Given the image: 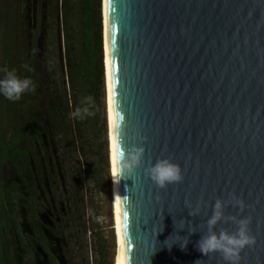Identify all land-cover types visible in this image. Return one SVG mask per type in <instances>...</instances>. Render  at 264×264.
I'll use <instances>...</instances> for the list:
<instances>
[{"label":"water","instance_id":"obj_1","mask_svg":"<svg viewBox=\"0 0 264 264\" xmlns=\"http://www.w3.org/2000/svg\"><path fill=\"white\" fill-rule=\"evenodd\" d=\"M102 28L111 169L116 126L146 137L125 140L145 148L136 175L113 179L118 264H224L196 244L230 192L251 205L238 218L251 216L256 238L240 264H264V0H102ZM166 157L183 181L160 190L143 169ZM172 235L186 248L169 250Z\"/></svg>","mask_w":264,"mask_h":264},{"label":"trees","instance_id":"obj_2","mask_svg":"<svg viewBox=\"0 0 264 264\" xmlns=\"http://www.w3.org/2000/svg\"><path fill=\"white\" fill-rule=\"evenodd\" d=\"M20 14L19 10L18 16ZM4 21L2 38L8 54L14 29H11L8 18ZM102 31V0H40V65L30 63L28 66L32 71L24 68L21 77L31 76L36 87H40V144L43 146L40 169L46 179L45 187L50 188L54 199L57 192L62 193L57 187L60 186L58 177L63 176L64 167L60 155H57L59 161L56 162L52 150L48 148L49 143L52 142L63 152L75 150L84 171L93 179L98 175L102 162L107 169L106 153L103 154L104 161L101 160L102 147L96 145L101 132H105L102 112L105 91ZM5 67L3 63L2 69ZM86 97L92 99L91 110L94 114L84 120L73 121L69 118V112L82 106ZM1 102L7 107L12 103L0 96V105ZM0 138L5 141L6 133H2ZM71 202L74 203L73 200ZM57 234V231L52 234L46 232L48 240L45 241L43 253H40V262L36 264H65V251L60 246L61 237H57Z\"/></svg>","mask_w":264,"mask_h":264},{"label":"flooded vegetation","instance_id":"obj_3","mask_svg":"<svg viewBox=\"0 0 264 264\" xmlns=\"http://www.w3.org/2000/svg\"><path fill=\"white\" fill-rule=\"evenodd\" d=\"M26 3L25 15L18 16V44L21 45L24 35V48L11 58L13 63L17 61L18 75L24 71V65L33 62L40 65V0H26ZM2 105L3 102L0 135L5 132L6 139L0 138V264H36L48 240L46 232L57 231V237L64 241L62 232L75 224L76 218L71 213L73 197L64 196L66 190L61 175L57 189L62 193L57 192L56 199L50 188L45 187L46 179L40 169L43 146L40 144L39 101L28 93L10 107L2 108ZM6 109L9 111L5 112ZM48 148L58 162L55 145L51 142ZM67 236L70 241V230ZM64 245L67 247V240ZM49 253L52 255L51 251Z\"/></svg>","mask_w":264,"mask_h":264},{"label":"clouds","instance_id":"obj_4","mask_svg":"<svg viewBox=\"0 0 264 264\" xmlns=\"http://www.w3.org/2000/svg\"><path fill=\"white\" fill-rule=\"evenodd\" d=\"M26 71L31 72L32 69L28 65H24ZM4 75L0 78V96L5 100L16 103L21 101L22 97L28 93H33L36 90V83L31 76L21 77L17 74L16 69H2ZM93 103L91 97H86L82 102V106L75 107L69 112V118L73 121H81L86 117L92 116L94 113L91 110ZM116 126L113 131V152H112V177L115 183H118L120 178L127 180L136 175V170L141 167L145 148L137 146L135 143L129 145L125 140L131 134L133 140L139 139L141 144L146 143V137L140 136L135 129ZM143 175L148 178L152 184L160 190L167 188L169 185L177 184L183 181L181 167L174 163L171 158H158L154 163L149 162L147 167L143 169ZM235 207L237 215H225V209ZM188 215L195 217L200 212V205L195 208L187 206ZM251 208V205H246L245 202L234 193H228L226 199H215L212 204L211 215L204 222V233L197 241V250L205 257L212 254H219L224 264H240L241 252L246 247H252L256 244V238L250 234L249 225L251 216L245 215L238 218L239 213L245 208ZM163 220V219H162ZM158 232L163 231V224ZM228 222L235 225L236 230L229 232L226 229H220L218 232L214 230L218 223ZM176 233L185 230V221L174 220ZM156 232V234L158 233ZM194 232L191 223L187 224L188 236ZM155 234V237H156ZM188 236L181 237L176 235L170 236L165 245L171 249L173 245H178L181 250L185 249L189 243ZM171 238V239H170ZM171 241V243H169ZM150 264V261H149ZM199 264V261L196 262Z\"/></svg>","mask_w":264,"mask_h":264},{"label":"rangeland","instance_id":"obj_5","mask_svg":"<svg viewBox=\"0 0 264 264\" xmlns=\"http://www.w3.org/2000/svg\"><path fill=\"white\" fill-rule=\"evenodd\" d=\"M26 7V0H0V70H2L3 63L4 65L6 64L5 68L16 69L17 67V61L13 63V59L11 58L12 54L19 55L21 49L24 48V35H22L21 45L18 44V31L20 30L18 12L20 10L25 15ZM6 18L9 19L11 29H14L12 43L8 46V54L3 44L4 39L2 38L3 30H5L4 19ZM48 35L49 33L47 34V38ZM14 47H16L15 50ZM3 75V71H0V78ZM30 94L33 96V100L40 103V88H36L35 92ZM105 96L106 90L104 91V100L102 101L105 132H101L102 134H100L96 145L98 147L101 145L102 147L101 160L103 159L104 161L106 153L107 169L102 162V167L98 168V175L93 179L84 171L81 160L75 150L68 149L63 152L55 146L56 154L60 155L59 157L63 161L64 169L62 175L66 190L64 196L72 195L74 203L71 205V213H74L76 218L75 224L67 225L68 228L67 226L64 228H67V231L62 232L65 238L64 241L61 238L60 246L65 251V257L63 258L64 261L66 259L65 264H114L117 242L114 210L112 218V209L114 208L113 198L111 197L112 179L108 158V120L106 121L107 104ZM2 108H4V105H2ZM104 141L106 143L105 147ZM69 230L71 232L70 241L67 236ZM66 240L67 247L64 245Z\"/></svg>","mask_w":264,"mask_h":264},{"label":"bare ground","instance_id":"obj_6","mask_svg":"<svg viewBox=\"0 0 264 264\" xmlns=\"http://www.w3.org/2000/svg\"><path fill=\"white\" fill-rule=\"evenodd\" d=\"M105 76V72H104ZM108 120V119H107ZM108 141H109V133H108ZM109 162H110V173H111V179H112V191H113V208H114V222H115V234H116V254H115V260L114 264H118V256H119V246H118V235H117V224H116V212H115V200H114V187H113V177H112V169H111V159H110V147H109Z\"/></svg>","mask_w":264,"mask_h":264}]
</instances>
